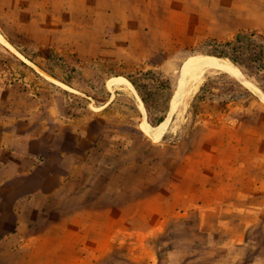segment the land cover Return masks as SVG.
<instances>
[{"label": "crops", "instance_id": "crops-1", "mask_svg": "<svg viewBox=\"0 0 264 264\" xmlns=\"http://www.w3.org/2000/svg\"><path fill=\"white\" fill-rule=\"evenodd\" d=\"M0 1L11 42L71 52L83 65L166 54L213 37L214 30L224 32L226 41L243 31L264 35V0ZM223 103L219 96L204 99L210 108L195 112L186 141L179 144L183 155L177 167L165 171L162 188L135 204L125 194L122 175L102 174L88 159H63L66 154L54 145L44 148L48 157L25 156L18 178L36 172L34 214L32 203L17 205L29 206L35 221L0 225V264H109L126 243L138 250L129 257L131 264H156L157 255L138 253L156 232L192 230L204 238L199 244L204 248L218 246L216 233L240 223L233 243L248 245L264 214V113L242 120ZM45 133L35 134L43 145ZM6 134L1 150L8 146ZM124 206L140 225L124 218ZM236 216L243 218L237 222ZM183 260L181 249L169 251V264Z\"/></svg>", "mask_w": 264, "mask_h": 264}, {"label": "rangeland", "instance_id": "rangeland-1", "mask_svg": "<svg viewBox=\"0 0 264 264\" xmlns=\"http://www.w3.org/2000/svg\"><path fill=\"white\" fill-rule=\"evenodd\" d=\"M7 13L0 1V33L10 43L9 46L0 42V140L4 142L3 133H7L5 143L8 144L0 148V225L35 221L30 211L34 214L35 183L31 180L36 172L20 179L18 164L25 156L34 160L33 154L47 155L44 149L47 146L54 145L60 153L66 154L63 159L85 158L93 167H101L102 174L122 175L127 188L125 194L135 204L136 199L143 201L155 189L162 188L165 171L177 167L183 155L179 144L186 141L195 112L210 108L203 104L204 99L223 98V104L234 108L235 117L242 120L255 112L264 113L261 89L262 93L248 88L225 72H208L198 89L185 100L182 114H174L169 129L155 140L143 128L145 122L151 127L157 126L149 122L147 109L145 112L138 109L139 98L147 100L154 119L163 115L167 119L183 63L197 55L220 58L216 54L220 53L218 42L226 41L224 32L209 31L213 37L205 36L193 46L173 49L166 54H141L123 63L98 60L83 65L71 52L11 42L5 29ZM119 77L131 84L134 82L138 86L137 93L124 85L108 86L110 79ZM206 82L209 86L201 90ZM235 94L239 99L234 98ZM108 101L111 102L107 104ZM198 102L202 103L201 107ZM221 105L217 104V108ZM40 132H46L43 140L46 146L35 138ZM3 177L8 181L3 182ZM20 200L32 203L31 210L25 209L29 206L17 205ZM123 210L125 219L128 217L130 221L135 220L134 224H141L138 216L136 220L130 214V207L124 206ZM136 210L134 206V214ZM44 218L51 220L50 215ZM242 218L236 216L237 222ZM243 226L240 223L232 231H218L216 242L220 246L204 248L199 246L204 238L192 230L185 234L156 232L149 237V245L140 247L138 253L157 255L156 264H169V251L174 247L183 252L184 260L180 264H264V214L261 223L253 225L248 245L233 243V236L240 233ZM137 251L126 243L124 248L111 254L109 264H131L129 257ZM197 257L201 258L195 261Z\"/></svg>", "mask_w": 264, "mask_h": 264}, {"label": "bare ground", "instance_id": "bare-ground-1", "mask_svg": "<svg viewBox=\"0 0 264 264\" xmlns=\"http://www.w3.org/2000/svg\"><path fill=\"white\" fill-rule=\"evenodd\" d=\"M0 42L10 46V43L1 33ZM215 71L225 72L241 81L243 84H245L246 87L252 88L262 93L260 88L253 84L250 80H248L245 75L241 72V70L229 60H224L209 55L192 56L188 58L182 65L181 74L179 78V86L177 89V93L172 100L168 118L157 127H151L147 122L143 123V128L145 132L155 140H159L163 136V134L169 129L172 116L174 114H177V116H180L182 114V106L185 104V100L195 90L198 89L199 84L202 82L204 75L208 72ZM120 85H124L131 89L134 93H137L133 85L126 78L119 77L110 79L108 81L109 87ZM139 100L140 108L143 112H145V105L141 101V99Z\"/></svg>", "mask_w": 264, "mask_h": 264}, {"label": "trees", "instance_id": "trees-1", "mask_svg": "<svg viewBox=\"0 0 264 264\" xmlns=\"http://www.w3.org/2000/svg\"><path fill=\"white\" fill-rule=\"evenodd\" d=\"M218 46L220 47V53L216 55L220 58H228L264 92V36L257 32L243 31L231 40L218 42ZM235 83L238 84V82ZM132 84L138 90V86L134 82ZM208 86L209 83L206 82L201 90ZM234 98L239 99L237 94L234 95ZM142 99L148 111L149 122L154 126L164 122L166 116L163 115L158 119H154L149 103L144 97Z\"/></svg>", "mask_w": 264, "mask_h": 264}]
</instances>
